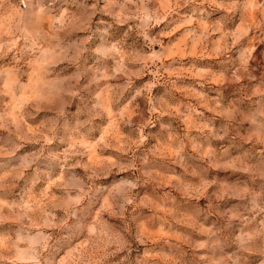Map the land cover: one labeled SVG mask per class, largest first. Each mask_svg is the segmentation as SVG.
<instances>
[{
    "label": "rangeland",
    "instance_id": "1",
    "mask_svg": "<svg viewBox=\"0 0 264 264\" xmlns=\"http://www.w3.org/2000/svg\"><path fill=\"white\" fill-rule=\"evenodd\" d=\"M0 264H264V0H0Z\"/></svg>",
    "mask_w": 264,
    "mask_h": 264
}]
</instances>
